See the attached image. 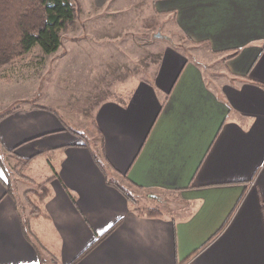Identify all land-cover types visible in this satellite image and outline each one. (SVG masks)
Returning a JSON list of instances; mask_svg holds the SVG:
<instances>
[{"label":"crops","instance_id":"crops-1","mask_svg":"<svg viewBox=\"0 0 264 264\" xmlns=\"http://www.w3.org/2000/svg\"><path fill=\"white\" fill-rule=\"evenodd\" d=\"M141 1L166 17L168 34L184 40L167 42L152 76L134 80L129 90L119 87L125 77L103 80L91 119L122 180L150 194L174 193L180 212L136 216L106 184L90 143L84 146L50 108L22 103L0 119L1 144L29 160L22 173L34 182L49 177L51 166L58 175L43 207L49 220L29 218L27 209V227L41 256L62 264L117 220L75 264H264V0ZM78 2V25L87 35L117 31L112 27L119 28L122 0ZM15 175L7 181L0 167V180L13 183L19 200L29 186ZM35 224L45 235L42 243ZM37 263L15 201L0 181V264Z\"/></svg>","mask_w":264,"mask_h":264},{"label":"rangeland","instance_id":"rangeland-1","mask_svg":"<svg viewBox=\"0 0 264 264\" xmlns=\"http://www.w3.org/2000/svg\"><path fill=\"white\" fill-rule=\"evenodd\" d=\"M123 2L126 8L117 10L120 13L116 20L119 28L112 27L117 31L104 36L87 35L86 28L83 31L77 25L62 33L61 46L56 52L45 55L34 46L20 59L0 66V116L16 105L27 103L23 101L32 100L36 105L56 109L83 128L85 135L97 141L91 117L96 101L100 100L97 95L102 94L105 85L103 80L107 81L109 76L125 77V84L123 80L121 84L117 80L113 83L119 84L122 90L124 86V91L129 90L134 80L152 76L167 42L173 43L174 39L182 43L184 40L180 35L166 32V17L157 15L150 1ZM110 5L114 8L113 1ZM3 163L11 165L7 159H3ZM117 179L141 205L156 207L166 216L180 212L174 193L145 197L143 194L147 192L138 191L121 178ZM21 197L22 194L17 197L20 202ZM33 230L40 242L45 240L40 225L35 224ZM43 243L46 245L47 242Z\"/></svg>","mask_w":264,"mask_h":264},{"label":"trees","instance_id":"trees-1","mask_svg":"<svg viewBox=\"0 0 264 264\" xmlns=\"http://www.w3.org/2000/svg\"><path fill=\"white\" fill-rule=\"evenodd\" d=\"M80 16L81 6L78 0H0V66L20 59L34 46H38L41 52L45 55L56 52L61 46L62 33L68 29L76 28L80 22ZM23 102L33 104L32 108L46 109L43 106L35 105V103H32V100H26ZM46 110H50L66 130L79 137L84 142V146L90 143V145H88L90 155L100 172L103 174L106 184L117 189L124 196L128 209L132 213L136 216L146 218L162 216V212L158 208L149 205H141L138 199L128 189L122 186L117 179V177L121 179L122 177H120L121 175L107 160L103 148L102 133L96 127L94 122L92 123V126L97 134V141L88 137L85 133L78 132L68 127L56 111L52 109ZM7 114L8 113H5L0 116V119ZM3 159L13 161V164H5L3 163ZM28 161V159H22L14 154L13 150L4 149L0 141V167L4 177L8 181L9 173L14 172L18 178L23 180L29 186V188L22 193V199L20 202V200L16 199L14 188L11 184L0 180L4 185L6 192L15 201L16 209L20 215L24 237L30 242L38 256L37 264H62L55 256H51L48 259H44L41 256V245L36 238H34L27 227V222L24 220V212L27 209V216L29 218H44L49 220L43 211V207L46 200L52 195L50 182L54 178H57L58 175L53 166H51L52 174L49 177L42 182H34L22 173V169L26 166ZM123 179L129 184V186L138 191L143 190L142 187L129 182L124 177ZM63 188L71 202L76 205L73 193L66 187ZM143 195L145 197H152L150 193H144ZM118 224H120V220H117L102 235L97 236L95 241L69 264H75L80 260Z\"/></svg>","mask_w":264,"mask_h":264}]
</instances>
